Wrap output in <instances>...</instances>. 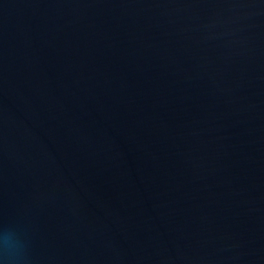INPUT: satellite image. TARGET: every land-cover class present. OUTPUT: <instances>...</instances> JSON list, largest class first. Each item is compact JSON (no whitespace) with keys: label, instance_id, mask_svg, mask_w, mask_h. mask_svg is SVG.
<instances>
[{"label":"water","instance_id":"95a60500","mask_svg":"<svg viewBox=\"0 0 264 264\" xmlns=\"http://www.w3.org/2000/svg\"><path fill=\"white\" fill-rule=\"evenodd\" d=\"M24 264H264V0H0V230Z\"/></svg>","mask_w":264,"mask_h":264},{"label":"clouds","instance_id":"9594fccd","mask_svg":"<svg viewBox=\"0 0 264 264\" xmlns=\"http://www.w3.org/2000/svg\"><path fill=\"white\" fill-rule=\"evenodd\" d=\"M27 244L17 229L0 230V264H24Z\"/></svg>","mask_w":264,"mask_h":264}]
</instances>
